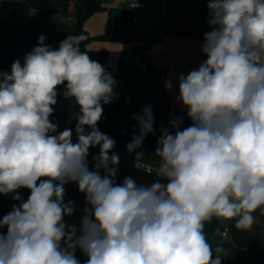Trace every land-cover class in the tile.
<instances>
[{
	"label": "clouds",
	"instance_id": "clouds-1",
	"mask_svg": "<svg viewBox=\"0 0 264 264\" xmlns=\"http://www.w3.org/2000/svg\"><path fill=\"white\" fill-rule=\"evenodd\" d=\"M208 9L207 59L178 77L177 99L192 123L181 130L182 119L173 120L174 134L162 129L155 149L157 175L167 183L115 182V140L98 122L116 81L81 51L85 36L67 35L53 49L41 35L23 63L0 72V194L21 201L0 218V264H80L77 248L85 264H221L227 251L217 246L214 255L205 223L234 219L250 230L254 213L264 214V0H208ZM62 85L79 106L75 143L71 128L53 135ZM142 113L133 116L139 134L129 153L154 132L152 107ZM69 182L85 195L80 235L64 220L75 211L64 202ZM22 188L30 191L26 201Z\"/></svg>",
	"mask_w": 264,
	"mask_h": 264
},
{
	"label": "crops",
	"instance_id": "crops-1",
	"mask_svg": "<svg viewBox=\"0 0 264 264\" xmlns=\"http://www.w3.org/2000/svg\"><path fill=\"white\" fill-rule=\"evenodd\" d=\"M25 2L31 14L36 16L33 20L40 26L38 38L44 35L46 37L44 44L53 49H57L67 35L73 34L83 4V0H25ZM161 4L164 12L163 26L157 43L149 51V57L153 71L160 73L161 70L172 68L171 74L162 82L155 81L149 74L125 75L115 79L114 92L117 95L113 98V102L116 111L104 104L103 116L98 122L99 130L114 139L115 145L130 143L133 136L139 134V126L133 116L142 115V109L150 105L155 121L152 143L142 144L131 154L135 161L158 169L160 160L155 156V149L162 129L174 134L175 129L172 128L171 122L176 118L182 119L181 130L192 123L187 116V109L177 99L178 77L180 74L187 75L191 70L198 69L200 64L207 59L206 54L201 50V45L204 43V33L208 32L211 27L208 23V0H161ZM102 5L105 8L117 9L118 12L127 10L123 0H104ZM99 14L103 15V21L95 25V20L91 18ZM109 18L108 11L97 12L84 22L83 29L90 37L101 35L109 27ZM13 28V20L7 21L4 25L5 31H12ZM11 42L10 39H0V46L9 45ZM133 45L91 41L86 48L106 51L107 65L111 73L115 74L120 53ZM26 54H23V57ZM1 59H3L2 49H0ZM168 81L172 82L170 90L166 89ZM64 89L63 85L57 88V103L53 106L54 113L50 116V120L58 127L71 128L72 141L75 143L77 142L75 117L79 113V106L76 104L69 106L70 121L67 122L63 113ZM85 127L86 131H90L87 126ZM141 151L144 157L138 161L136 153ZM87 162L89 169L94 170L95 161L90 160L88 156ZM118 169L120 173L114 177L117 184H122L126 177L133 178L137 185L150 186L152 184L148 175L130 166L119 164ZM100 173L104 175L103 169H100ZM64 187V202L72 201L75 207L74 214L70 217L66 216L64 220L68 225H75L78 229L77 235H80V222L84 215L83 210L87 207L85 195L78 190L74 182H69ZM73 188H76L75 192L72 191ZM22 189L28 197L30 191L26 188ZM10 195L13 196V194ZM6 201L5 199L0 200V218L17 203V201L14 203ZM254 216L256 220L250 230L237 229L234 219L213 217L210 222L205 223L204 231L209 243L219 245L227 251V256L222 258L221 264H264V214L261 209H258ZM225 228L227 229L226 235L222 237L221 234ZM75 256L80 264H85L87 256L79 248L76 249Z\"/></svg>",
	"mask_w": 264,
	"mask_h": 264
},
{
	"label": "trees",
	"instance_id": "trees-1",
	"mask_svg": "<svg viewBox=\"0 0 264 264\" xmlns=\"http://www.w3.org/2000/svg\"><path fill=\"white\" fill-rule=\"evenodd\" d=\"M104 0H83L82 10L77 18L75 29L72 35H83L86 39L80 44L81 51H86L90 58L100 63L105 70L114 78L125 75H144L149 74L157 81L159 73L151 68V60L149 51L159 39V34L138 31L130 24L126 23L128 13L122 11L125 21L121 27H108L105 32L98 36L90 37L83 29L84 22L93 14L101 11H108L110 17H115L118 13L117 9L105 8ZM14 21V28L12 31H5L4 25L7 21ZM210 27L208 31H211ZM40 26L31 17V12L23 0H2L0 4V39H10L12 42L9 45H2L0 49L3 52V59L0 60V72L11 71V65L14 61L19 60L23 63V54L30 53L34 47L37 46V38L39 35ZM91 41H110L121 44H134L132 47L122 51L117 59V72L112 74L107 65V53L101 50H89L87 45ZM65 91V89H64ZM76 104L71 98H63V113L65 120L70 121L68 108L70 105ZM77 105V104H76ZM113 111H116L113 99L110 103L105 104ZM153 140V133H149L143 140L142 144H151ZM132 141V140H131ZM22 201L27 200V194L24 189L19 190ZM21 201H17L18 206ZM9 210L8 212H10ZM6 212L4 215H6ZM2 215V217L4 216ZM1 217V218H2ZM0 231L6 232V228ZM219 245H212L213 253L215 255V248Z\"/></svg>",
	"mask_w": 264,
	"mask_h": 264
},
{
	"label": "built area",
	"instance_id": "built-area-1",
	"mask_svg": "<svg viewBox=\"0 0 264 264\" xmlns=\"http://www.w3.org/2000/svg\"><path fill=\"white\" fill-rule=\"evenodd\" d=\"M2 1V0H1ZM123 2L127 6L126 12L128 13V17L126 18V23L130 24L133 28L138 31L150 32L160 34V30L163 26V6L161 4V0H123ZM125 21L123 12L120 11L116 14L115 17H110L108 20V26L110 28H114L115 26L121 27L123 22ZM172 68L167 70H161L159 76L157 78V82H162L167 76H169L172 72ZM66 127H58L57 133H53V135L62 132ZM73 139V134H72ZM127 143H123L120 145H115L112 152L118 154L119 156V164L130 166L133 169L145 173L150 177L152 183L159 181L160 183H164L167 180L157 175L159 171L158 168H154L150 165H146L140 162H137L133 159L132 154L129 153L127 149ZM99 146L92 147L89 149V159L94 161V157L98 156ZM111 155V153H110ZM151 171V173H149ZM120 173L118 169L117 174ZM73 192L76 191V188L72 189ZM15 195V193H13ZM227 229L225 228L221 234L222 237L226 235Z\"/></svg>",
	"mask_w": 264,
	"mask_h": 264
},
{
	"label": "rangeland",
	"instance_id": "rangeland-1",
	"mask_svg": "<svg viewBox=\"0 0 264 264\" xmlns=\"http://www.w3.org/2000/svg\"><path fill=\"white\" fill-rule=\"evenodd\" d=\"M23 1H25V0H23ZM31 17L33 18V19H35V15H33V14H31ZM103 15L102 14H99V15H95V16H93L91 19H94L95 20V25L96 24H99V23H102V21H103ZM91 33H95V32H91ZM97 33V32H96ZM3 199H5V200H7L6 202H8V203H11V202H15L16 200H14L13 198H12V195H2L1 196V194H0V200L2 201Z\"/></svg>",
	"mask_w": 264,
	"mask_h": 264
}]
</instances>
